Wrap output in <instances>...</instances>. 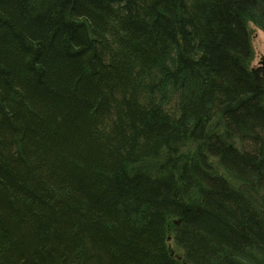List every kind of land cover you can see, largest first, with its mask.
<instances>
[{
  "label": "trees",
  "instance_id": "16d2710c",
  "mask_svg": "<svg viewBox=\"0 0 264 264\" xmlns=\"http://www.w3.org/2000/svg\"><path fill=\"white\" fill-rule=\"evenodd\" d=\"M249 23L264 0H0V264H264Z\"/></svg>",
  "mask_w": 264,
  "mask_h": 264
},
{
  "label": "rangeland",
  "instance_id": "374dc122",
  "mask_svg": "<svg viewBox=\"0 0 264 264\" xmlns=\"http://www.w3.org/2000/svg\"><path fill=\"white\" fill-rule=\"evenodd\" d=\"M251 29V45L253 49V60L251 66H260L261 57H264V32L253 23L248 24Z\"/></svg>",
  "mask_w": 264,
  "mask_h": 264
},
{
  "label": "water",
  "instance_id": "95a60500",
  "mask_svg": "<svg viewBox=\"0 0 264 264\" xmlns=\"http://www.w3.org/2000/svg\"><path fill=\"white\" fill-rule=\"evenodd\" d=\"M256 69L260 70L262 72V75L264 76V57H261L260 66L256 67ZM179 258V256H177Z\"/></svg>",
  "mask_w": 264,
  "mask_h": 264
}]
</instances>
